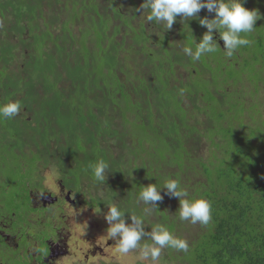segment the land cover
Segmentation results:
<instances>
[{
  "label": "trees",
  "instance_id": "1",
  "mask_svg": "<svg viewBox=\"0 0 264 264\" xmlns=\"http://www.w3.org/2000/svg\"><path fill=\"white\" fill-rule=\"evenodd\" d=\"M241 2L261 14L251 45L226 58L214 34L221 49L192 62L182 47L207 31L193 29L211 19L206 9L164 31L144 21L142 0H0V103L22 105L0 119L2 169L13 160L8 171L25 181L48 166L62 179L89 178L96 204L117 205L129 223L148 207L136 203L142 186L176 179L210 202L212 219L179 221L178 199L161 187L145 230L162 225L189 244L187 253L165 248V262L264 264V0ZM244 81L247 105L238 97ZM101 159L120 186L94 180L89 165ZM23 188L5 192L9 214L26 213Z\"/></svg>",
  "mask_w": 264,
  "mask_h": 264
},
{
  "label": "clouds",
  "instance_id": "2",
  "mask_svg": "<svg viewBox=\"0 0 264 264\" xmlns=\"http://www.w3.org/2000/svg\"><path fill=\"white\" fill-rule=\"evenodd\" d=\"M202 9L214 13L213 17L198 18V13ZM138 11L145 13L144 21L162 24L163 30H170L178 16L185 23L189 19L198 18L199 24L207 31L198 43L194 42L192 36L194 46L182 47L183 54L192 62H197L201 57L214 54L221 49L214 38V32L218 33L219 39L223 41L224 57L232 58L241 47L251 45L252 41L247 38V34L253 32L255 22L261 18L257 9L244 7L241 0H142ZM21 111L22 105L18 100L0 103V119H12ZM108 167L103 159L89 165L94 180L100 183L105 182ZM161 187L165 190V195L178 199L179 207L176 213L179 221H187L193 225H209L212 216L208 200L191 196L176 179H167L160 186L150 183L142 186L135 197L137 204L148 206L143 209L144 215L130 216L131 222H126L125 213L115 204L108 206L107 211L103 213L108 225L107 240L114 241L118 254L127 255L136 250L139 252V261H151L152 264H156L165 248L188 252L187 240L174 235L164 226L156 225L151 231L145 230V216L150 215L152 206L157 208V203L163 199L159 190ZM144 239L150 240L151 243L141 246L140 242Z\"/></svg>",
  "mask_w": 264,
  "mask_h": 264
},
{
  "label": "flooded vegetation",
  "instance_id": "3",
  "mask_svg": "<svg viewBox=\"0 0 264 264\" xmlns=\"http://www.w3.org/2000/svg\"><path fill=\"white\" fill-rule=\"evenodd\" d=\"M26 159L30 160H27V164L32 163L30 158L26 157ZM27 164L24 161V167L29 171L30 167ZM43 169L39 167L23 184V189L28 188V201L23 219L17 221L14 213L0 216V248L7 246L9 255L6 260L0 258V264H8V262L9 264H52V260L58 254L68 253L70 250L67 244L70 237L67 225L80 219L82 215L86 216V211L83 213L81 210V206L85 207L81 199L88 196V204L96 205L95 195L91 196L95 190L91 186L89 191L88 183L79 182L72 177L64 180L58 174L57 182L54 184L57 187H47L41 174ZM79 194H81L80 198H75ZM39 234L43 236L38 238ZM22 239L25 245L21 244ZM79 242L84 247H89L85 252L87 254L102 252V248L92 239L88 241L85 238L83 243L79 239Z\"/></svg>",
  "mask_w": 264,
  "mask_h": 264
},
{
  "label": "rangeland",
  "instance_id": "4",
  "mask_svg": "<svg viewBox=\"0 0 264 264\" xmlns=\"http://www.w3.org/2000/svg\"><path fill=\"white\" fill-rule=\"evenodd\" d=\"M16 1L19 2V0H16ZM136 1L137 0H133V3L135 4ZM213 15H214V13L211 14V18L213 17ZM84 19L85 18L81 17L80 21L81 20L84 21ZM179 20H181V22L183 21L182 19H179ZM195 20H198V19H195ZM181 22H179V23H181ZM80 23H82V22H80ZM202 28H204V27L199 24V20H198V25H194V27H193V29L194 30L196 29V31H198V30L200 31V29H202ZM164 31H166V30H164ZM75 34H74V36H75ZM214 34H218V33L214 32ZM171 38H172V40H174V42L180 41L178 32H176L175 35H174V33H172ZM79 43L80 42L78 41V37L75 36L71 47L73 49H77L79 47ZM174 45H176V44H174ZM152 46L153 45H151V47ZM237 54L239 57L237 59L238 60L240 59L241 61H242L243 57L245 59H248V57H249L248 55H245L244 53L243 54L237 53ZM208 57L211 58L212 56L211 57L208 56ZM208 57H206L207 60H205V58H204V63L206 61V64H209V63L211 64L212 60H209ZM231 73L235 74V70H232ZM238 88L240 89L238 97H240V99L244 100V103L247 105L248 102L252 100L251 97H248L249 92L251 90L250 82L244 81L242 84H238ZM256 98H258V96ZM0 156H4V155H0ZM14 163L15 162L13 160H11L10 163H6V164L3 163L4 169H2V157H0V216H5L6 213L10 212V207L5 208L4 206H2V202L5 199H7L9 196V194H6L5 192H8V191L16 192L18 189H22L24 187L23 184H25V180H21L20 177H14V175L10 174V172L8 171V167H7L8 165L7 164L12 165L14 167L16 164V163L15 164ZM41 174L44 176L45 186L57 187L54 185L57 182V178H58V173H57L55 168L48 166V169H43L41 171ZM106 178L108 179V184L111 187H113V186L117 187V185L120 186V184H121V181H116L115 183H113V179H115V178H113L111 176H106ZM85 179H86L85 183H88V190L90 191V188L94 182H93V180H90L89 178H85ZM9 180H11V183H10L11 186L7 187V185L9 184L8 183ZM92 188L95 190V193L91 196L95 195V197H96V193L97 194L99 193V189L98 188L95 189L94 186ZM80 196H81V194H79L75 198L79 199ZM81 201L84 202V204H85V207L81 206V210L83 213H84V211H86V213H85L86 216L85 215H82L81 217L79 216L80 219H76L73 222L69 223V225H67V227L69 228V232H70V237H68L67 244H68V248L70 250L68 253L65 252L62 254H58V256L52 260V264H152L151 261H139L138 260L139 252L136 250L130 252L127 255L118 254L115 251L116 244L114 243V241L113 240H107V237H106V228L108 227V225L103 218V213L107 211V207L106 208H100L97 204L96 205L88 204V196H84L81 199ZM13 212L15 213V215H17V217H16L17 221L23 217V214H21V212H16V211H13ZM41 236H43V234H39L38 238H40ZM85 238L88 239V241H89V239L90 240L92 239V241L94 240V243H96L97 246H100L102 248V250H101L102 252L100 253L97 251L94 254L85 253L87 248H89V247L86 248V247H84V245L80 244V242H79V239H80L81 243H83L82 241H84ZM75 241H77L76 245H75ZM141 242L144 244L143 241H141ZM21 244H24L23 239L21 241ZM7 248H8L7 246H3L0 248V258L2 260H6L9 257ZM165 251H166V249H164L162 251V255L164 254ZM162 255H161L160 260L157 261L156 264H170V263H167L163 260ZM8 264H9V262H8Z\"/></svg>",
  "mask_w": 264,
  "mask_h": 264
}]
</instances>
